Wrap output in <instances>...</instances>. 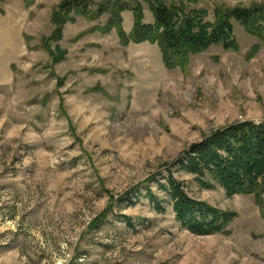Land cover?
Here are the masks:
<instances>
[{
	"label": "rangeland",
	"instance_id": "374dc122",
	"mask_svg": "<svg viewBox=\"0 0 264 264\" xmlns=\"http://www.w3.org/2000/svg\"><path fill=\"white\" fill-rule=\"evenodd\" d=\"M62 1L0 3V264H264L253 197L203 188L176 164L212 130L264 122V47L249 56L259 40L232 19L238 49L212 45L182 72L155 43L92 30L106 14L75 15L50 43L66 51L53 62L43 38ZM252 3L264 0L191 6L212 21L215 4ZM171 168L189 196L236 212L226 232L196 235L171 206L152 208L146 190L167 199L158 183Z\"/></svg>",
	"mask_w": 264,
	"mask_h": 264
},
{
	"label": "trees",
	"instance_id": "16d2710c",
	"mask_svg": "<svg viewBox=\"0 0 264 264\" xmlns=\"http://www.w3.org/2000/svg\"><path fill=\"white\" fill-rule=\"evenodd\" d=\"M25 1L29 3L33 0ZM198 1L101 0L91 7L92 0H63L52 13L55 29L50 36L43 38L44 47L53 62L61 61L66 51L59 48L54 51L50 43L61 39L64 23L73 22L75 15L96 20L105 14L106 22L92 27V30L106 33L114 29L123 46L130 42L155 43L167 69L178 67L186 72L190 56L212 45L237 50L232 19L259 40L249 56L264 47V4H215L214 19L209 21L207 8L191 6ZM143 2L148 4L152 13L151 24L144 22ZM126 10L131 11L133 16L129 32L123 27L122 13ZM176 164L179 171L195 176L203 188L213 189L219 185L227 195H251L264 220V122L236 121L212 130L184 149ZM172 172V168L168 170L165 184L158 183L167 199L160 198L150 187L147 188L145 197L152 208L162 213L166 205L171 206L175 220L196 235L226 232L236 212L192 198Z\"/></svg>",
	"mask_w": 264,
	"mask_h": 264
},
{
	"label": "crops",
	"instance_id": "0c3cea01",
	"mask_svg": "<svg viewBox=\"0 0 264 264\" xmlns=\"http://www.w3.org/2000/svg\"><path fill=\"white\" fill-rule=\"evenodd\" d=\"M96 1L99 2L101 0H96ZM1 2H3V3H20V0H0V3ZM122 17H123L124 28L126 26V29L130 30L132 27V21H131L132 13L130 11L126 10L122 13Z\"/></svg>",
	"mask_w": 264,
	"mask_h": 264
}]
</instances>
